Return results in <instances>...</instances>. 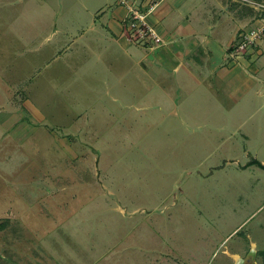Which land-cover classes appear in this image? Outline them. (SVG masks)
Returning a JSON list of instances; mask_svg holds the SVG:
<instances>
[{
	"label": "rangeland",
	"instance_id": "obj_1",
	"mask_svg": "<svg viewBox=\"0 0 264 264\" xmlns=\"http://www.w3.org/2000/svg\"><path fill=\"white\" fill-rule=\"evenodd\" d=\"M105 2L0 0V217L24 219L10 264H232L225 250L248 231L264 248V168L251 165L264 164V37L240 48L238 22L218 21L197 69L207 90L175 61L165 88L127 86L159 71L138 57L172 54L86 11ZM246 5L260 14L244 6L241 29L264 27ZM220 44L235 70L218 67Z\"/></svg>",
	"mask_w": 264,
	"mask_h": 264
},
{
	"label": "crops",
	"instance_id": "obj_2",
	"mask_svg": "<svg viewBox=\"0 0 264 264\" xmlns=\"http://www.w3.org/2000/svg\"><path fill=\"white\" fill-rule=\"evenodd\" d=\"M244 2L246 4V1L243 0H127V3H123L122 0H106V2L102 4L103 6H99V8L87 7L86 11L89 14H95L99 11L97 12L99 16L104 18V22L102 23L103 26L111 31L113 30L112 32H114L115 27L117 30L120 29V27L124 30L123 23L130 14V7H133L142 13H149L150 22L156 25L162 33L165 39L164 46L170 49L172 55H169V53L164 55L144 53L142 57H138L134 60L136 65L143 66L145 61L157 62L160 66L158 69L159 71L152 73L143 67L144 69L136 71L134 74H130L132 73L130 72L127 75L129 77L126 80L127 86H141L142 83L152 86V81L156 84L158 79H160V85L165 88L166 77L162 73L164 72L162 71L164 70L163 67L166 65L168 66L175 61L176 65L173 67L172 72L175 73L177 78L182 71L184 73L183 76L194 80L198 84L199 87L196 86L197 88L207 90V87L201 88L202 83L204 82H202V78H204V76H201L202 73H200L197 69L202 67L203 62H208V60L210 61L211 57L214 56L215 49L209 40H211L210 38L215 35L218 36V30H220V28L225 24L218 25V21H236L239 24L237 31L241 30L242 26H244L249 20L243 10L245 6ZM158 11L160 13H157ZM217 11L219 13L218 16H214L213 14ZM159 15L163 17L158 18ZM221 15H223L224 18H222ZM95 26V23L91 24V28L95 29ZM208 30L210 31L209 33L206 32ZM216 30V33H212ZM122 38H125L123 31H121L119 37L117 33L111 36L108 35L107 31L101 30L98 35V39H106L108 42H112L113 44L119 43ZM189 44L195 47H192L193 49L189 48ZM203 45L206 47L205 51L201 49ZM218 47L220 50V56L217 57V59L221 62L218 66L221 68V72L224 71L223 73H225L227 68L226 65L229 66L228 71L238 68L236 63L231 64V62L236 60L231 59L227 63H224V61H227L226 54L220 49L221 44ZM124 53L126 55L133 56L138 55L140 52L124 47ZM250 55L251 54H248L249 57L247 58L252 62L253 55ZM131 59H133V57H131ZM236 62L239 63L238 61ZM209 72L211 73L212 69H209ZM215 73L216 70L213 74ZM176 81L179 85H181L178 80ZM208 87V89H211L212 91L210 84ZM257 89L255 90H257L258 95L264 93V87L262 90H259V88ZM9 219V215L0 217V241L3 240V246H0V264H10L9 254L10 252L13 253V247H15V240H10V230L14 234H21L24 228V226L20 223V221H24V219L19 221ZM249 235L251 236V232L248 231L245 241L246 245L239 246L238 248L236 247L237 251L232 252L229 249L225 250V254L232 261V264H236L240 259H242L249 249H264L260 246V243L256 242V240L248 239ZM16 238L17 237H15V239ZM36 239L33 241L36 242ZM37 262V264L43 263V261Z\"/></svg>",
	"mask_w": 264,
	"mask_h": 264
},
{
	"label": "built area",
	"instance_id": "obj_3",
	"mask_svg": "<svg viewBox=\"0 0 264 264\" xmlns=\"http://www.w3.org/2000/svg\"><path fill=\"white\" fill-rule=\"evenodd\" d=\"M122 2L127 3V0H122ZM259 6V8L264 11V5L259 3ZM127 21H129L128 31L131 34L138 33V42L142 43L144 46L154 49L156 46L164 45L165 41L160 30L149 20V13H142L130 7V14L125 19V22ZM263 36L264 27L254 26L252 29L240 33L238 46L240 48L258 49Z\"/></svg>",
	"mask_w": 264,
	"mask_h": 264
},
{
	"label": "flooded vegetation",
	"instance_id": "obj_4",
	"mask_svg": "<svg viewBox=\"0 0 264 264\" xmlns=\"http://www.w3.org/2000/svg\"><path fill=\"white\" fill-rule=\"evenodd\" d=\"M264 249H249L236 264H264Z\"/></svg>",
	"mask_w": 264,
	"mask_h": 264
},
{
	"label": "trees",
	"instance_id": "obj_5",
	"mask_svg": "<svg viewBox=\"0 0 264 264\" xmlns=\"http://www.w3.org/2000/svg\"><path fill=\"white\" fill-rule=\"evenodd\" d=\"M252 1H255V2H257V3H260V4H263L264 5V0H252ZM245 6H247L246 8H247V11H248V9L250 10V8L248 7V5H246L245 4ZM250 11H252V14L253 15H255V13L253 12V10L251 9ZM247 14V16H248V12L246 13ZM260 14V13H259ZM259 14H258V12L256 13V17L255 18H257L258 16H259ZM261 14H262V16H264V11L262 10L261 11ZM243 31V29H241V30H239V34L241 33ZM253 164H257V165H259V166H261L262 168H264V164H262L260 161H258L257 159H253L252 161H251V165H253ZM263 254H264V252H263Z\"/></svg>",
	"mask_w": 264,
	"mask_h": 264
},
{
	"label": "bare ground",
	"instance_id": "obj_6",
	"mask_svg": "<svg viewBox=\"0 0 264 264\" xmlns=\"http://www.w3.org/2000/svg\"><path fill=\"white\" fill-rule=\"evenodd\" d=\"M243 1L249 2V3L253 4L254 6H258L259 5L257 2L252 1V0H243Z\"/></svg>",
	"mask_w": 264,
	"mask_h": 264
}]
</instances>
